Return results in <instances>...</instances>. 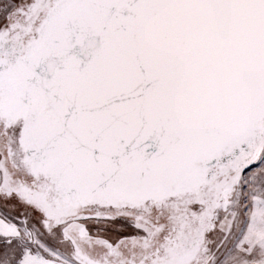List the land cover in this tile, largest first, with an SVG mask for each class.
Wrapping results in <instances>:
<instances>
[{
  "label": "snow or ice",
  "instance_id": "6c2138e0",
  "mask_svg": "<svg viewBox=\"0 0 264 264\" xmlns=\"http://www.w3.org/2000/svg\"><path fill=\"white\" fill-rule=\"evenodd\" d=\"M0 264H264V0H0Z\"/></svg>",
  "mask_w": 264,
  "mask_h": 264
}]
</instances>
